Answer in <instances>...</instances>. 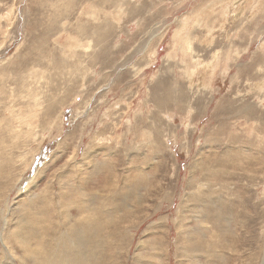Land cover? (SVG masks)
Returning <instances> with one entry per match:
<instances>
[{
    "label": "rangeland",
    "instance_id": "1",
    "mask_svg": "<svg viewBox=\"0 0 264 264\" xmlns=\"http://www.w3.org/2000/svg\"><path fill=\"white\" fill-rule=\"evenodd\" d=\"M263 238L264 0H0V264H261Z\"/></svg>",
    "mask_w": 264,
    "mask_h": 264
},
{
    "label": "bare ground",
    "instance_id": "2",
    "mask_svg": "<svg viewBox=\"0 0 264 264\" xmlns=\"http://www.w3.org/2000/svg\"><path fill=\"white\" fill-rule=\"evenodd\" d=\"M15 103V102H14ZM154 187V186H153ZM220 195V194H219ZM218 195V196H219ZM212 199V198H211ZM214 199H215V197H214ZM223 199V198H222ZM31 200V199H30ZM199 208V207H198ZM197 210V209H196ZM192 212H194V211H192ZM197 212H199V211H197ZM113 214V213H112ZM97 215V214H96ZM109 217V216H108ZM198 218V217H197ZM191 219V218H190ZM192 220V219H191ZM205 220V219H204ZM201 223V222H200ZM208 227V226H207ZM199 229V228H198ZM201 229V228H200ZM78 229H76V230H74L73 231V233H72V236H74V237H76V243L77 244H80V241H81V235L79 234V232L77 231ZM193 230V229H192ZM191 230V231H192ZM2 231V230H1ZM196 231H198V230H196ZM192 232H194V231H192ZM217 232V231H216ZM2 233V232H1ZM197 234H199V233H197ZM227 234H229V233H227ZM206 235V234H205ZM188 236V235H187ZM223 236H224V234H223ZM190 237V236H189ZM204 237H206V236H204ZM187 239H189V238H187ZM204 239H207V238H204ZM204 239H202L203 241H204ZM219 239H221V238H219ZM191 240H194V239H191ZM263 240H264V238H263ZM189 241V240H188ZM195 241H197V240H195ZM206 241V240H205ZM204 241V242H205ZM3 242V241H2ZM194 242V241H193ZM198 242V241H197ZM263 243V242H262ZM195 244V243H194ZM198 244V243H197ZM200 244V243H199ZM198 244V245H199ZM202 244V243H201ZM200 244V245H201ZM205 244V243H204ZM3 245H4V243H3ZM195 246H196V244H195ZM194 246V247H195ZM202 246V245H201ZM78 247V246H77ZM197 247V246H196ZM200 247V246H199ZM198 248V247H197ZM201 249H202V247H200ZM199 248V249H200ZM82 249V248H81ZM203 250V249H202ZM202 250H200V251H202ZM204 250H206V249H204ZM262 250H263V245H262V249H261V253H262ZM76 251H77V249H76ZM204 252V251H203ZM2 253H3V251H2ZM200 254V253H199ZM263 254V253H262ZM262 254H261V258L263 259V261L261 262V264H264V256H262ZM4 255V254H3ZM22 256V255H21ZM259 255H258V257H257V259H256V263L255 264H258V260H259ZM8 258V257H7ZM58 258L59 257H57L56 259H55V261L54 262H52V263H50V264H57V262L56 261H58ZM216 258H217V256H216ZM190 260V259H189ZM66 261V259L64 260V262ZM71 261H73V262H75L74 260H71ZM71 261H70V263H71ZM25 262H27V261H25ZM200 263V262H199ZM15 264V263H14ZM68 264V263H67ZM72 264V263H71ZM201 264V263H200Z\"/></svg>",
    "mask_w": 264,
    "mask_h": 264
}]
</instances>
